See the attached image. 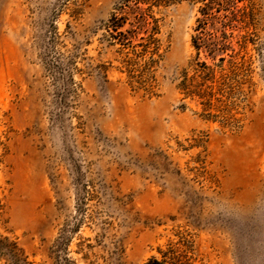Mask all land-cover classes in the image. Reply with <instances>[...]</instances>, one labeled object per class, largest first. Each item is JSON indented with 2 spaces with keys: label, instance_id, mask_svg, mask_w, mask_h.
I'll return each mask as SVG.
<instances>
[{
  "label": "rangeland",
  "instance_id": "374dc122",
  "mask_svg": "<svg viewBox=\"0 0 264 264\" xmlns=\"http://www.w3.org/2000/svg\"><path fill=\"white\" fill-rule=\"evenodd\" d=\"M123 1L0 0V264H148L170 247L264 264V0H236L253 71L239 130L177 88L202 3L149 12L162 55L148 92L108 37L115 12L127 29L146 7Z\"/></svg>",
  "mask_w": 264,
  "mask_h": 264
},
{
  "label": "trees",
  "instance_id": "16d2710c",
  "mask_svg": "<svg viewBox=\"0 0 264 264\" xmlns=\"http://www.w3.org/2000/svg\"><path fill=\"white\" fill-rule=\"evenodd\" d=\"M133 1L146 5L138 7L135 12V25L130 22L131 27L125 29L129 17L115 12L106 24V29L108 37L120 44L121 50H128L125 61L131 66L129 72L138 84L137 89L145 88L152 92L154 85L150 76L146 77L145 74L158 61L156 56L162 55V45L156 36L160 33L158 19L149 12L153 6L184 0H124L120 10H126ZM189 1L202 3V16L198 18L196 27L198 34L193 36V45L198 52L197 57L181 72L177 88L183 95L182 99H191L203 107V118L239 130L243 127V118L238 110L239 101L245 85L252 84L253 73L251 64H247L233 44L237 30L233 16L242 12L243 8L239 7V1L236 0ZM223 11L226 13L222 14ZM142 32L144 35L138 41ZM202 53L211 61L202 59ZM164 256V261L153 258L148 264H194L192 258L174 247H170Z\"/></svg>",
  "mask_w": 264,
  "mask_h": 264
}]
</instances>
